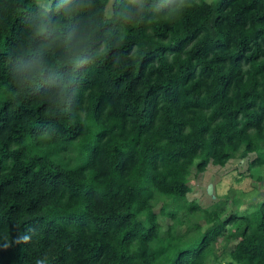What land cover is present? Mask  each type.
Segmentation results:
<instances>
[{
	"label": "trees",
	"instance_id": "16d2710c",
	"mask_svg": "<svg viewBox=\"0 0 264 264\" xmlns=\"http://www.w3.org/2000/svg\"><path fill=\"white\" fill-rule=\"evenodd\" d=\"M40 1L0 0V264H264V199L187 198L264 168V0Z\"/></svg>",
	"mask_w": 264,
	"mask_h": 264
},
{
	"label": "rangeland",
	"instance_id": "374dc122",
	"mask_svg": "<svg viewBox=\"0 0 264 264\" xmlns=\"http://www.w3.org/2000/svg\"><path fill=\"white\" fill-rule=\"evenodd\" d=\"M115 0H111L108 10H112V4ZM217 2L218 0H208ZM45 7L50 6V0H41ZM255 156H249L244 160L237 158L231 161L225 167L211 165L203 174H197L194 170L190 176L189 186L191 192L188 195L189 203H197L202 209H210L215 205H221L224 211L223 219L239 210L252 212L256 203L264 199V168H251L250 163ZM263 176V180L258 178ZM171 203V201L169 202ZM162 204L158 205L156 212L160 222L164 228L172 222L170 218L161 213ZM203 231L208 228L205 219L200 221ZM237 241L227 240L220 237L214 246V251L209 264H225L229 260L228 253L236 245ZM217 259V260H216ZM225 259V260H223Z\"/></svg>",
	"mask_w": 264,
	"mask_h": 264
},
{
	"label": "clouds",
	"instance_id": "9594fccd",
	"mask_svg": "<svg viewBox=\"0 0 264 264\" xmlns=\"http://www.w3.org/2000/svg\"><path fill=\"white\" fill-rule=\"evenodd\" d=\"M46 259L47 257L45 259H38L36 264H46Z\"/></svg>",
	"mask_w": 264,
	"mask_h": 264
}]
</instances>
